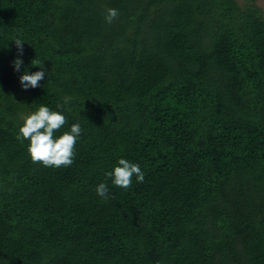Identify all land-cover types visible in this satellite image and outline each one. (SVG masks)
Instances as JSON below:
<instances>
[{
    "label": "trees",
    "instance_id": "obj_1",
    "mask_svg": "<svg viewBox=\"0 0 264 264\" xmlns=\"http://www.w3.org/2000/svg\"><path fill=\"white\" fill-rule=\"evenodd\" d=\"M41 104L67 119L56 138L81 126L69 167L16 139ZM121 158L142 183H112ZM0 264H264L262 9L0 0Z\"/></svg>",
    "mask_w": 264,
    "mask_h": 264
},
{
    "label": "clouds",
    "instance_id": "obj_2",
    "mask_svg": "<svg viewBox=\"0 0 264 264\" xmlns=\"http://www.w3.org/2000/svg\"><path fill=\"white\" fill-rule=\"evenodd\" d=\"M118 15L117 9L109 8L105 16L106 23L111 24ZM14 42L19 55H22L24 42L18 38ZM31 63L32 66L39 67L41 70L32 74L25 70L24 74L19 77L20 84L25 90L38 87L39 82L45 77L43 63L35 59ZM13 65L15 70L19 71L22 60L16 58ZM67 102L68 98L65 99V103ZM57 107L60 108L62 105L58 104ZM66 123L67 119L61 112L52 111L49 107L41 104L37 111L25 117L16 139L30 141L28 154L33 163H41L45 167H69L74 162L75 145L82 129L78 123H74L71 125L70 131H65L59 138H56L55 132L59 131ZM118 165L113 171L106 174L112 178V183L115 186L123 189L130 188L133 176L140 183L144 181L145 174L138 164L121 158L118 160ZM96 192L105 200L108 199V188L105 183H100Z\"/></svg>",
    "mask_w": 264,
    "mask_h": 264
},
{
    "label": "rangeland",
    "instance_id": "obj_3",
    "mask_svg": "<svg viewBox=\"0 0 264 264\" xmlns=\"http://www.w3.org/2000/svg\"><path fill=\"white\" fill-rule=\"evenodd\" d=\"M239 4H244L246 2H254L257 6H259L262 9V12L264 14V0H237Z\"/></svg>",
    "mask_w": 264,
    "mask_h": 264
}]
</instances>
